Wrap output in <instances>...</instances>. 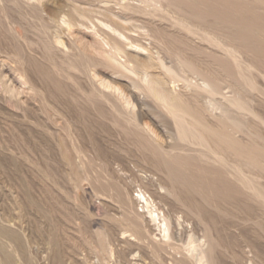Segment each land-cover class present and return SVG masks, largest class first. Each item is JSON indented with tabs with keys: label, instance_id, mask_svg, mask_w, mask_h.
I'll use <instances>...</instances> for the list:
<instances>
[{
	"label": "rangeland",
	"instance_id": "1",
	"mask_svg": "<svg viewBox=\"0 0 264 264\" xmlns=\"http://www.w3.org/2000/svg\"><path fill=\"white\" fill-rule=\"evenodd\" d=\"M121 1L0 0V223L20 235L10 257L0 252V264H159L152 259L151 249L131 236L134 216L118 196L127 190L141 211L139 184L145 185L148 193L157 191L166 197H156L155 202L172 214L177 237L182 227L176 225V212L199 223L198 215L184 213L187 205L178 200L189 194L186 187L179 186L178 196L165 191L173 182L158 155L141 148L140 137L126 124L114 127L109 106L92 91L94 83L86 73L95 57L90 23L107 19L102 13L109 8L121 11ZM164 4L193 12L191 20L206 27L217 20L223 37L239 45L257 86L256 91L247 93L250 105L264 121V0H165ZM62 13L74 18L76 25L54 27L52 19ZM142 14L122 13L130 18L125 21L136 18L135 24L148 18ZM151 28L168 48L183 46L167 30ZM56 35L69 40L72 54L66 56V49L52 43ZM68 62L77 63V69L69 68ZM245 119L244 133L238 132L243 138L238 162L264 190V123L256 116ZM60 139L75 156L76 165L62 151ZM242 146L254 148V166L244 163L247 158ZM144 176L153 178L152 183ZM240 194L220 201L223 213L203 206V216L216 240L213 244L220 243L221 248L231 244L238 252L235 264H264V205ZM191 203L187 204L198 207ZM226 209L235 211L236 218ZM145 217L151 235L161 238L147 212ZM198 233L201 235L200 228ZM182 240L188 243L187 232ZM222 259L229 262L225 255Z\"/></svg>",
	"mask_w": 264,
	"mask_h": 264
},
{
	"label": "bare ground",
	"instance_id": "2",
	"mask_svg": "<svg viewBox=\"0 0 264 264\" xmlns=\"http://www.w3.org/2000/svg\"><path fill=\"white\" fill-rule=\"evenodd\" d=\"M164 2L165 0H122L121 11L115 12L109 8L106 13H102L107 19L98 17L96 23H90L93 34L91 48L95 57L91 64H86V73L91 75L94 83L92 91L109 106L112 125L122 128L126 124L140 137L141 148L158 155V162L166 167V175L173 182L168 189L165 187V191L178 196L177 189L186 187L189 194L178 200L182 201V205H187L184 213L198 215L199 223L180 216L181 211L176 212V225L182 227L180 237H177L172 214L165 212L161 203L157 205L155 202L156 197L165 199L163 194L157 191L148 193L145 185L139 184L137 187L142 202L141 211L136 209L137 199L130 197L127 190L118 196L134 216L135 226L131 236L134 235L141 245H147L151 249L152 259L159 264H235L238 252H235L236 249L231 244L227 248L219 247L220 243L213 244L215 239L205 221L202 207L207 205L214 212H221L220 201L234 198L237 192L264 205V190L256 184L251 174H247L248 171L241 169L238 162L243 139L239 138L238 132L243 130L244 133L247 125L245 118L256 116L264 123L256 111L253 112L247 95L257 89L253 79L254 72L252 73L249 63L242 60L244 56L241 55L239 45L223 37L217 20L211 27H206L191 20L189 15L193 12H186L180 7L174 8L171 4L165 5ZM125 10L144 13L148 18L143 19L142 24H135L133 21L136 18H132V22L125 21L130 19L122 15ZM163 20L167 21L166 26L162 25ZM76 22L69 14L63 13L51 21L54 27L66 29L72 28ZM151 27L167 30L183 46L168 48L167 43ZM52 43L60 45L61 50L66 49V56L71 53L69 40L61 35H56ZM84 64L82 61L81 65ZM98 65L104 69L98 68ZM68 67L77 69L78 65L68 62ZM22 82L28 84L24 80ZM225 89L228 90L227 93ZM102 116L105 117L104 114ZM60 143L70 163L76 165L75 156L62 139ZM242 147L245 150L241 152L247 158L244 163L253 164L251 158L255 153L254 148ZM143 178L150 182L153 179ZM143 178H140L142 183ZM222 188L226 193L221 192ZM188 201L198 207H191L187 204ZM145 212L149 214V221L153 222L161 238L151 235ZM227 212L232 219L236 216L232 209ZM210 218L215 224L213 214ZM197 226L201 229V235ZM185 232L189 238L186 244L182 240ZM19 236L5 222L0 223V252L10 257L13 253L12 246L19 242ZM223 255L229 262L222 259ZM246 257L247 260H252L249 253Z\"/></svg>",
	"mask_w": 264,
	"mask_h": 264
}]
</instances>
